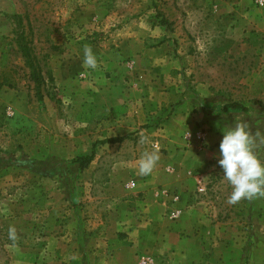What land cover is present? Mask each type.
<instances>
[{
  "label": "rangeland",
  "instance_id": "obj_1",
  "mask_svg": "<svg viewBox=\"0 0 264 264\" xmlns=\"http://www.w3.org/2000/svg\"><path fill=\"white\" fill-rule=\"evenodd\" d=\"M258 1L0 0V264H264V225H250L247 200L227 203L218 163L235 116L264 132ZM18 32L39 61L41 100ZM229 104L246 112H222ZM178 105L184 118L169 122ZM153 144L160 161L141 176Z\"/></svg>",
  "mask_w": 264,
  "mask_h": 264
},
{
  "label": "clouds",
  "instance_id": "obj_2",
  "mask_svg": "<svg viewBox=\"0 0 264 264\" xmlns=\"http://www.w3.org/2000/svg\"><path fill=\"white\" fill-rule=\"evenodd\" d=\"M84 66L95 69L98 61L89 45L84 46ZM83 76L84 73H81ZM190 135V133L188 134ZM140 143L148 144L151 140L143 131ZM152 151H145L138 160V173L150 175L160 161L159 148L153 144ZM264 151V132L259 128L252 131L250 123L235 116L234 126L226 127L219 145V166L223 169V178L232 186L227 199L229 205H236L242 200L249 202L264 199V162L257 153ZM23 163V161H21ZM19 235L15 226L8 229L10 248H17Z\"/></svg>",
  "mask_w": 264,
  "mask_h": 264
},
{
  "label": "trees",
  "instance_id": "obj_3",
  "mask_svg": "<svg viewBox=\"0 0 264 264\" xmlns=\"http://www.w3.org/2000/svg\"><path fill=\"white\" fill-rule=\"evenodd\" d=\"M15 18V17H14ZM19 23L20 20L17 17ZM15 42L17 45V51L21 55L23 60L24 68L27 72H25V77L28 82L27 89L32 96L37 98V100H41L44 98L43 87L45 85L42 71L39 65V61L34 54V51L31 47V41L28 39L27 34L24 32H18L15 35ZM230 110H236L241 112H246L244 108L238 106V104H229L225 105L222 108V112H227ZM92 155L86 156L80 159V168L84 169L87 165L92 161Z\"/></svg>",
  "mask_w": 264,
  "mask_h": 264
},
{
  "label": "crops",
  "instance_id": "obj_4",
  "mask_svg": "<svg viewBox=\"0 0 264 264\" xmlns=\"http://www.w3.org/2000/svg\"><path fill=\"white\" fill-rule=\"evenodd\" d=\"M179 107L181 106H176L172 115L169 117V122L172 119H176L180 115V117L184 118V116L182 115V112H180ZM179 109V110H178ZM230 113L232 115H238L239 113H236V110H231ZM205 118V116H204ZM211 123H213L214 125H216V127H220V125H217L216 122H213L211 120ZM215 127V128H216ZM210 143V142H209ZM262 162H264L263 160H261ZM247 203L249 204L250 207H248L247 205V220L249 221L250 225H253L254 227H256V223L258 224H263L264 225V199H257L255 201H247ZM254 231V229H253Z\"/></svg>",
  "mask_w": 264,
  "mask_h": 264
},
{
  "label": "built area",
  "instance_id": "obj_5",
  "mask_svg": "<svg viewBox=\"0 0 264 264\" xmlns=\"http://www.w3.org/2000/svg\"><path fill=\"white\" fill-rule=\"evenodd\" d=\"M263 1H264V0H260V1H258L257 3H258L260 6H262V5H263ZM186 137L189 138L188 134H187ZM202 137H203V136H202V133L199 131V132L196 134V138L198 139V141H200ZM134 186H135V183H134V182H131L127 187H128V188H132V187H134ZM199 191H200V192L204 191V188L199 189ZM161 194H162V197H164V200H165L166 202H169V203H172V204H177V203L179 202V199H180L179 196L175 195L174 192H172V191H163ZM170 216H171V218L175 219V218L177 217L176 212H172ZM138 264H150V263H149V259H148V258H142V259L139 261Z\"/></svg>",
  "mask_w": 264,
  "mask_h": 264
}]
</instances>
